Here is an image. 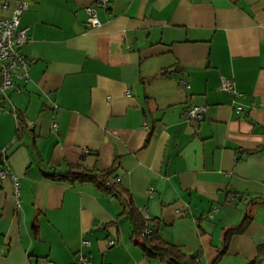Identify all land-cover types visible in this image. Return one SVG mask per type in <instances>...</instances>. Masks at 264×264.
I'll list each match as a JSON object with an SVG mask.
<instances>
[{"label":"crops","instance_id":"obj_1","mask_svg":"<svg viewBox=\"0 0 264 264\" xmlns=\"http://www.w3.org/2000/svg\"><path fill=\"white\" fill-rule=\"evenodd\" d=\"M25 1L29 81L0 95L13 176L0 180V264H75L80 251L90 264H166L133 243L120 195L42 176L74 164L111 169L148 226L197 264L249 215L216 264H264V0ZM221 75L237 94L219 89ZM189 104L204 117L188 121Z\"/></svg>","mask_w":264,"mask_h":264},{"label":"built area","instance_id":"obj_2","mask_svg":"<svg viewBox=\"0 0 264 264\" xmlns=\"http://www.w3.org/2000/svg\"><path fill=\"white\" fill-rule=\"evenodd\" d=\"M10 0H2L0 3V10L5 12L8 10ZM108 0H98L97 5L100 7H108ZM28 7V2L20 0L18 5L11 11L8 16L0 18V95L5 96L7 90L13 88L16 79L22 80L24 83L29 81L28 67L33 62L32 59H27L20 51V47L29 41V27H20V17L24 10ZM86 15L85 26L88 29H96L100 26L97 17L96 7L93 5H86L83 7ZM186 88L189 84L185 81H180ZM219 89L229 94H237L234 82L231 78L220 76ZM205 105L189 104L184 111V116L188 121H198L204 117L206 112ZM236 112L240 108H235ZM12 114L18 123L20 122L19 115L13 109ZM32 123H27L30 126ZM55 122L52 123V128L56 129ZM88 153V150H84ZM12 178V172L8 163V158L5 149H0V180ZM119 178H116L118 181ZM153 188H150V193ZM14 194L18 196V186L15 183ZM216 208L214 209V211ZM144 217V216H143ZM146 220V217H144ZM146 225H148L146 223ZM147 232V230L145 231ZM114 241H110L113 244ZM82 248L89 246V242L83 240L81 242ZM75 264H90L87 255L80 251L75 259Z\"/></svg>","mask_w":264,"mask_h":264},{"label":"trees","instance_id":"obj_3","mask_svg":"<svg viewBox=\"0 0 264 264\" xmlns=\"http://www.w3.org/2000/svg\"><path fill=\"white\" fill-rule=\"evenodd\" d=\"M165 73V72H164ZM24 123H18L19 133H24ZM111 169L98 171L96 169H88L81 165H68L66 171H57L53 168L46 170L42 168V176L54 182H66L68 184H83L90 183L96 188L106 193L107 195H120L122 198V211L119 216H127L132 223V231L130 238L133 243L138 245L145 256L148 258H158L166 264L177 262L178 264H197L195 255H187L178 246L165 242L158 235V224L149 227L146 225V220L143 215L136 209L133 204L132 198L127 191H125L118 183L110 179ZM250 219L249 215L244 216L242 221L233 227L227 228L224 231L223 249L220 250L211 262L216 264L220 256L224 253V248L228 238L237 233L245 230L247 223ZM147 230V232H145ZM258 255H264V247L258 248ZM255 261L249 264H254Z\"/></svg>","mask_w":264,"mask_h":264},{"label":"water","instance_id":"obj_4","mask_svg":"<svg viewBox=\"0 0 264 264\" xmlns=\"http://www.w3.org/2000/svg\"><path fill=\"white\" fill-rule=\"evenodd\" d=\"M176 263V262H175Z\"/></svg>","mask_w":264,"mask_h":264}]
</instances>
